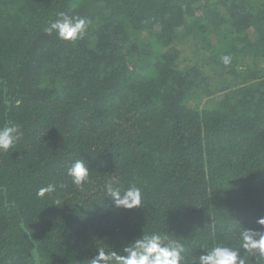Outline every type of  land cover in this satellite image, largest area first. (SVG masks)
Instances as JSON below:
<instances>
[{
	"label": "trees",
	"instance_id": "16d2710c",
	"mask_svg": "<svg viewBox=\"0 0 264 264\" xmlns=\"http://www.w3.org/2000/svg\"><path fill=\"white\" fill-rule=\"evenodd\" d=\"M59 11L87 17L86 34L47 35ZM9 120L23 135L0 150V264H87L164 229L190 261L239 247L264 216V0H0ZM78 158L83 191L66 175ZM112 177L142 205L113 208Z\"/></svg>",
	"mask_w": 264,
	"mask_h": 264
},
{
	"label": "clouds",
	"instance_id": "9594fccd",
	"mask_svg": "<svg viewBox=\"0 0 264 264\" xmlns=\"http://www.w3.org/2000/svg\"><path fill=\"white\" fill-rule=\"evenodd\" d=\"M56 19L44 28L47 35L55 33L63 41H76L82 38L91 21L87 17L68 15L63 11L55 13ZM230 56L224 55V64L230 63ZM23 135L21 126L11 120L0 123V150L7 152ZM71 183L81 191L90 182V169L82 158L75 159L66 169ZM57 185L49 183L40 187L36 195L44 197L55 192ZM104 197L110 198L116 209H133L142 205L144 194L135 182L121 185L116 177L108 179L104 186ZM258 227H244L238 233L239 247L232 244H216L202 249L198 259L189 260L185 243L178 236L165 231L143 232L139 237L123 243L119 247L101 245L89 257L87 264H246L242 252L249 257H259L264 261V216L256 219Z\"/></svg>",
	"mask_w": 264,
	"mask_h": 264
}]
</instances>
